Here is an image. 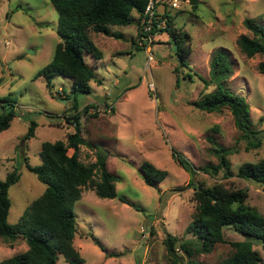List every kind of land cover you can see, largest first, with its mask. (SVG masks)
Segmentation results:
<instances>
[{
	"label": "rangeland",
	"instance_id": "374dc122",
	"mask_svg": "<svg viewBox=\"0 0 264 264\" xmlns=\"http://www.w3.org/2000/svg\"><path fill=\"white\" fill-rule=\"evenodd\" d=\"M197 1L196 10L190 0H182L178 10H167L174 26L191 37L186 66L180 64L176 41L165 31L153 34V61L146 67L147 44H139L141 35L135 21L109 26L111 31L122 33L121 38L90 30V38L103 57L96 61L84 53L96 79L90 81L89 93L75 95L81 136L91 144L80 145L78 157L89 164L96 161L99 151L105 152L107 168L116 175L117 196L101 198L86 186L74 204L73 246L82 256V264H173L164 240L167 234L179 241L191 237L186 227L196 201L194 189L187 186L190 174L173 160L171 147L196 168L215 164L217 158L208 137L231 149L228 159L234 175L225 178L223 170L215 175L197 170L195 182L247 188L246 203L264 216V186L235 175L242 163L264 156V75L257 70L264 56L247 57L237 44L240 35L252 36L244 25L245 18L264 25V0ZM158 11L163 12V7ZM57 24L58 13L50 0H0V100L13 99L16 112L9 128L0 133V179L15 168L20 174L8 190L10 224L19 220L45 188L25 167L23 158L32 166L39 165L43 142L66 141L74 131L71 120L65 118L73 113L69 102L74 98L72 79L56 75L47 86L45 76L36 75L51 61L61 41ZM218 51L224 53L231 69L227 87L249 105L260 147L245 149L246 141L228 108L207 112L193 104L215 89L213 82L206 86L204 80L210 79V61ZM68 95L69 100L65 99ZM86 105L91 106L87 111ZM31 120L36 124L34 135L24 139ZM72 151L68 149V154ZM143 160L168 172L156 188L146 185L140 175L138 166ZM224 235L226 242L216 244L210 253L194 256L195 261L218 264L232 253L231 241L243 240L229 227ZM253 247L264 264V251L259 245ZM26 249L21 236L12 243L0 239V260ZM56 264L68 262L58 254Z\"/></svg>",
	"mask_w": 264,
	"mask_h": 264
},
{
	"label": "trees",
	"instance_id": "16d2710c",
	"mask_svg": "<svg viewBox=\"0 0 264 264\" xmlns=\"http://www.w3.org/2000/svg\"><path fill=\"white\" fill-rule=\"evenodd\" d=\"M50 1L58 13L56 32L61 41L56 44L51 61L36 75H44L47 86H51V78L56 75L72 79L73 113L65 118L71 120L74 131L67 135L66 141L43 142L39 151V165L32 166L27 157L23 158L25 167L36 175L45 188L30 202L14 224L8 222V190L18 181L20 174L15 168L6 174L4 179H0V239L12 243L21 236L27 244L26 250L0 260V264H56L58 254H62L68 264H82L83 258L73 246L76 232L74 204L81 198L82 189L86 186H90L101 198L112 199L117 196L116 175L107 168L108 156L105 152L99 151L93 163L85 164L79 160L80 145L88 143L81 136L80 114L75 95L78 92L89 93V83L96 79L93 69L85 61L84 53L90 54L96 61L103 57L102 51L90 38V30L108 37H123L122 33L111 31L109 26L127 25L135 21L139 27L140 17L148 0ZM190 1L192 9L196 10L198 1ZM133 12L137 13L136 17ZM164 20L165 26L157 28V23ZM243 22L252 36L242 34L238 37L237 44L241 51L247 57L256 54L264 56V25L253 18H245ZM154 25L152 33L165 31L176 41L180 64L186 66V58L191 52L189 33L176 28L173 19L165 11H157ZM257 70L264 75V59L258 63ZM230 71L224 53L216 52L210 61V79L204 80L206 86L213 82L215 89L204 94L193 104L207 112L228 108L236 128L240 131V137L246 141L245 149L260 147L261 140L252 127L248 103L242 96L230 91L226 85ZM65 99L69 100V95ZM88 107L91 106H84V110L87 111ZM15 116V101L10 98L1 99L0 133L9 128ZM35 126V122L31 120L24 139L34 135ZM214 129L217 130V127ZM208 139L212 143L217 163L208 162L199 168L171 147L173 160L190 174L187 186L194 189L196 209L186 227L190 238L179 241L175 236L167 234L164 243L168 256L173 264H200L195 261L194 256L210 253L216 244L226 242L224 229L229 227L240 233L243 240L231 241L232 253L218 264H261L260 252L253 246L259 245L264 251V216L246 203L248 189L230 188L221 182L212 185L195 182L197 170L209 175L223 170L225 178L234 175L228 159L231 149L225 148L213 137ZM88 145L91 146L90 143ZM68 149L73 150L70 155ZM138 170L144 183L155 188L168 175L167 170L160 169L149 160H143ZM96 175L97 179L94 178ZM235 175L245 181L264 186V156L255 162L242 163ZM160 200H164L161 195ZM122 201L125 202L124 199ZM97 242L100 248L105 250L98 240ZM109 255L116 256L115 253Z\"/></svg>",
	"mask_w": 264,
	"mask_h": 264
},
{
	"label": "built area",
	"instance_id": "2783aa9c",
	"mask_svg": "<svg viewBox=\"0 0 264 264\" xmlns=\"http://www.w3.org/2000/svg\"><path fill=\"white\" fill-rule=\"evenodd\" d=\"M182 0H148L147 4L145 5L144 11L140 17L139 29H140V42L147 44L145 47L146 52V67L151 65L153 61V57L151 54L150 43L153 41V34L152 29L155 27L154 22L156 19V13L159 7H163V12L167 13L168 9H176L180 8ZM159 12V11H158ZM165 26V20L157 23V28H163ZM152 87V85L150 86Z\"/></svg>",
	"mask_w": 264,
	"mask_h": 264
},
{
	"label": "water",
	"instance_id": "95a60500",
	"mask_svg": "<svg viewBox=\"0 0 264 264\" xmlns=\"http://www.w3.org/2000/svg\"><path fill=\"white\" fill-rule=\"evenodd\" d=\"M72 96L74 97V93L72 94ZM65 102H66V100H65ZM69 102H70V104L72 103V101H71V100H69Z\"/></svg>",
	"mask_w": 264,
	"mask_h": 264
}]
</instances>
